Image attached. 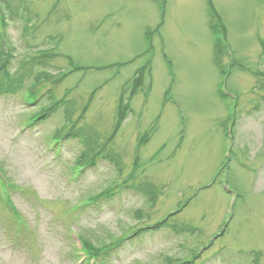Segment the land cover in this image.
I'll use <instances>...</instances> for the list:
<instances>
[{"label":"rangeland","instance_id":"374dc122","mask_svg":"<svg viewBox=\"0 0 264 264\" xmlns=\"http://www.w3.org/2000/svg\"><path fill=\"white\" fill-rule=\"evenodd\" d=\"M0 17L9 74L42 94L0 95V264H264V0H0Z\"/></svg>","mask_w":264,"mask_h":264},{"label":"trees","instance_id":"16d2710c","mask_svg":"<svg viewBox=\"0 0 264 264\" xmlns=\"http://www.w3.org/2000/svg\"><path fill=\"white\" fill-rule=\"evenodd\" d=\"M1 18V17H0ZM0 23H1V19H0ZM0 35H1V30H0ZM2 47V46H1ZM4 49L3 47L0 49V95H4V94H12L14 95L18 90L22 89V92H24V94H28V98L30 97L32 99L31 102H38V99H40V97H42V94L39 96V94L37 92L32 91V87L35 84L32 85H28V86H24V78L25 75H18L15 76L13 74H9L8 70H7V60L5 58L6 53L3 52ZM145 67H141L140 69H138L137 71V77L136 79H138V83L140 82V80L143 78V72ZM24 86V87H23ZM52 100H54L53 102L49 103L50 105L48 106H44L41 108V110H39L38 112L34 113L32 116L31 121L33 122V124L37 121H42L47 118H49L52 115V112L59 106L60 103L59 99L56 100L55 98H53V96L50 97ZM28 101V100H27ZM30 102V101H29ZM118 116H119V120L122 119L123 117V111H119L118 112ZM81 128L79 127H73L67 130L66 135H75L78 136L79 133H81L82 131H80ZM80 131V132H79ZM71 133V134H70ZM62 138V136H61ZM90 148H86L84 149V151L82 152V157L81 159H85L83 162L84 163H88V164H93V156L95 155H91L89 156L90 153ZM88 250L92 251L93 249L90 248V246H88Z\"/></svg>","mask_w":264,"mask_h":264}]
</instances>
